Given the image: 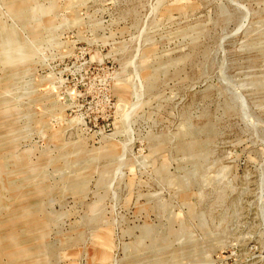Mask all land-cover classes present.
<instances>
[{
	"label": "rangeland",
	"instance_id": "1",
	"mask_svg": "<svg viewBox=\"0 0 264 264\" xmlns=\"http://www.w3.org/2000/svg\"><path fill=\"white\" fill-rule=\"evenodd\" d=\"M0 264H264V0H0Z\"/></svg>",
	"mask_w": 264,
	"mask_h": 264
}]
</instances>
